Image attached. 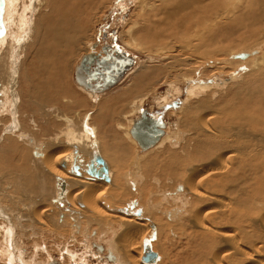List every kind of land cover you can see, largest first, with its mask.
<instances>
[{
	"label": "bare ground",
	"instance_id": "1",
	"mask_svg": "<svg viewBox=\"0 0 264 264\" xmlns=\"http://www.w3.org/2000/svg\"><path fill=\"white\" fill-rule=\"evenodd\" d=\"M129 1L1 3L0 31L5 34L0 40V173L28 170L30 175L23 172L28 185L10 186V181L5 187L11 193H24L27 206L32 189L38 191L50 208L46 211L51 212L47 214L51 225L47 226L50 221L36 216V205L31 204L26 213L13 212L1 202V197L10 195L0 191V254L9 255L2 260L8 264H53L54 249L42 242L46 238L33 241L38 230L51 232L53 228L48 227L53 226L61 232L62 243L56 244L62 264H88V257L97 260L96 264H147L142 257L148 244L157 255L153 264H264V0H133L137 17L132 14V22L122 33L124 45L140 53L146 51L149 57L134 58L119 83L99 95L76 81V69L84 54L91 53L94 41H102L94 38V25L104 18V11H114L115 4L122 7ZM171 40L182 42V51L190 57L185 51L181 52L184 58L170 56L174 49ZM98 46L95 54L100 51ZM153 54L168 61L167 65L153 66ZM190 61L196 67L175 75ZM197 73L208 78L222 73L229 78L221 84L195 85ZM127 80L129 85L118 96L117 88ZM70 81L75 82L73 90ZM159 81L169 87L163 98L158 95L163 109L180 95L179 82H191L190 90L179 112L169 110L178 117L174 128L162 119L163 136L154 147L142 151L131 135L133 118L138 112L141 117V108L156 93ZM115 91L117 96H110ZM84 105L93 109L90 116L84 114L82 121L76 120L79 116L71 112ZM36 119L56 128L55 133H49L48 127H34L49 133L44 134L45 143L39 140V133L32 132L30 123ZM28 124L30 128H26ZM69 144L76 145L85 163L98 150L109 166L111 182L70 174L73 150ZM132 145L147 156L136 155ZM35 150L39 156L34 155ZM64 160L66 168L61 166ZM142 162L146 165L141 172L134 167L141 168ZM125 169L128 172L122 175ZM152 170L156 171L153 176ZM158 172L167 182H157ZM122 176L127 188L119 186ZM4 177L1 175L0 183ZM14 177L23 180L20 175ZM58 179L67 185L62 201L57 198ZM125 190L141 198L143 204L134 203V198L127 207L118 205ZM155 191L162 199L156 201V207L151 201ZM50 193L53 197L48 199ZM131 206L142 214L125 213ZM82 215L102 225L104 236L94 230L89 242L78 240L85 234ZM113 222L119 227L115 229ZM85 226L87 229L90 224ZM66 227L70 234L63 233ZM162 232L172 235L169 247L176 252L171 257L168 246L165 254L156 247L162 244ZM70 235L76 244L86 246L84 250L91 256H85L84 250V255L78 254L63 241ZM15 236L18 245L13 242ZM29 246L33 253H24L23 248ZM166 257L169 263H165Z\"/></svg>",
	"mask_w": 264,
	"mask_h": 264
},
{
	"label": "rangeland",
	"instance_id": "2",
	"mask_svg": "<svg viewBox=\"0 0 264 264\" xmlns=\"http://www.w3.org/2000/svg\"><path fill=\"white\" fill-rule=\"evenodd\" d=\"M3 0H0V9H1V7H2V4L1 3H3L2 2ZM133 2V0H130L129 2H128V4L127 3H124V5L122 6V7H116V4L114 5L115 6V9H113L114 11H112V9L110 10V9H108L107 11L105 10L104 12L106 13V14H103V15H105L104 16V18L103 19H101V21L100 22H96V24L94 25V30H95V34H96V36H94V38H96V39H100V40H103V37H104V34L106 33L107 34V38L106 39H110L111 38V41H112V46H114V47H119L120 46V48H123V49H125L126 50V52H129L130 53V55L131 56H133L134 58H137V59H143V60H147L148 59V57H149V54H148V52L146 53V51H143L142 53H140V51L138 52V51H136V50H132V49H129V48H127L126 47V45H124V41H123V34L122 33H124V32H126V30H127V27H128V25H129V23H131L132 22V19H133V15L132 14H134L135 16H136V10H134L135 9V4L134 3H132ZM131 3V4H130ZM118 4H120V3H118ZM110 10V11H109ZM112 11V12H111ZM134 12V13H133ZM3 13V12H2ZM103 15H101V16H103ZM0 16H2V14L0 13ZM106 17V18H105ZM137 17V16H136ZM126 21V22H125ZM7 23V22H6ZM5 22H4V20H3V25H5L6 24ZM98 23V24H97ZM3 25H2V27H3ZM5 27H6V29H7V25H5ZM6 33H7V31H5ZM5 34V33H4ZM4 34H2V31H0V40H1V38L4 36ZM95 39V40H96ZM7 40H9V38H7ZM174 40H171V41H169V45H171L170 44V42L174 45H172L171 46V49H176L175 51H174V49H173V52L172 53H174V54H172V53H170V56H174V55H176L177 54V56H175L176 58L178 57V59H181V58H184V54L183 53H181V52H184L185 50H183L182 51V42H177V43H174V42H176V41H174ZM95 43H94V46H95V44L97 43V42H99V41H94ZM103 41H101L100 43H102ZM117 42V43H116ZM175 44H176V47H175ZM179 44V45H178ZM97 45H99V43H97ZM181 45V46H180ZM93 46V45H92ZM94 46L93 47H91L88 51L89 52H92L93 50H94ZM178 46H180V47H178ZM99 47V46H98ZM180 48H181V50H180ZM184 53H187V54H185L186 56L188 55L189 57H190V55L188 54V52L187 51H185ZM89 54V53H88ZM83 55V54H82ZM85 55H87V54H84V56ZM154 55L156 56L154 59H155V61H153V66H158V65H164V64H166L167 62L165 61V59H161L160 57H159V55H157V54H153L152 56L154 57ZM158 56V57H157ZM187 56V57H188ZM83 58V57H82ZM175 58V59H176ZM168 60H170V59H168ZM171 61V60H170ZM189 63V62H188ZM191 63V64H190ZM190 63L189 64H185L186 66L184 67V66H182V67H180L179 69H182V71H180L178 74L177 73H175V75H180V74H184L185 72H188V70H190V69H192L193 67H196V65H195V63H193L192 61H190ZM167 65V64H166ZM202 72V71H201ZM219 75V76H218ZM215 78H217V79H215ZM227 78H229L228 76H226V74H220V73H216L214 76H213V74L208 78L207 76H205L204 74L202 75V73H197L194 77H193V83L192 84H195V85H204V84H206L207 82H213L212 84H214L215 82V84H218V82H219V84H221V81H223V82H227L228 81V79ZM180 79V78H179ZM160 81H162V80H160ZM157 82V83H155L156 84V86L155 85H153V87L154 88H157V91H156V93H154V94H152V96H149V99H147V101H145L144 102V106H142V111H149V112H151L152 114H154L156 117H159V118H161V119H163L164 121H166L167 123H168V126H169V128H174V123H176L177 122V120H178V117H177V115L175 114V113H173L172 115H170L171 113H170V111L172 110V109H174V110H176L177 112H179V110L181 109V107H182V104H183V102L185 101V99H186V96H187V91L188 90H190L189 88H190V86H189V84H191V82H186V84L185 83H182V81L181 82H179V84H178V86L181 84V92H179L180 93V95H178L175 99L173 98L172 99V102L171 103H169V104H167V106H165V108L163 109L162 108V106L163 105H160V104H158L160 101V99H158V95H159V97H161V98H163L165 95H166V91L169 89V87H168V85L167 84H162V82ZM218 81V82H217ZM128 82V80L127 81H125V83L121 86V87H119V88H117V93H118V96H122L123 95V91H124V89H125V87H127L128 85H129V82ZM205 82V83H204ZM211 83H207V85H210ZM70 90H73V88H74V86L76 87V85H75V82H73V81H70ZM120 89V90H119ZM123 89V90H122ZM118 90H119V92H118ZM116 91H115V93H112V95L110 94V96H117V93H116ZM102 93H99V95H101ZM114 94V95H113ZM164 95V96H163ZM93 96V95H92ZM156 98V99H155ZM132 101V99L130 98V99H128V101L127 102H131ZM160 106V107H159ZM90 106H86V105H84V107H79V108H75V109H78V110H75V109H72L71 111H73V110H75V111H78L77 113H80V114H77L75 111L74 112H71L72 113V115H73V113H75V116H79L78 117V119H77V117H76V120H79L80 119V121H82V117L84 116V114L86 115V114H88L89 116H90V114H91V112H92V108H89ZM91 111H90V110ZM171 109V110H170ZM89 110V111H88ZM170 110V111H169ZM88 111V112H87ZM169 112V113H168ZM117 113H118V111H117ZM140 114H139V112H138V114H135V116H134V118H133V122L136 120V119H138L140 116H139ZM75 116H74V118H75ZM118 115L116 114V118L118 119L119 118V116L117 117ZM176 117H177V119H176ZM116 119V120H117ZM40 122V124L42 123V121H39ZM39 122L37 121V119H36V122L33 124V123H30V124H32L33 126V129H34V127L37 125L38 127H39V129H41L40 127H42L43 129L45 128V129H47V127H48V132L50 133L51 131H53V130H56V128H51L50 129V127L51 126H48L47 125V127H46V125L45 124H39ZM99 122V121H98ZM37 123V124H36ZM81 123V122H80ZM100 123V122H99ZM39 124V125H38ZM76 125V127H77V125L78 124H75ZM173 125V126H172ZM30 125L28 124V125H26V128L28 127V128H30L29 127ZM171 126V127H170ZM37 127V128H38ZM37 128L36 129H32L33 131L32 132H34V134L36 133H39V134H37V135H39V140L41 141V142H44L45 143V138L47 139V137H45L44 136V134L46 135V136H49V133L46 131V132H44V134H43V132H41V131H37ZM74 129V128H73ZM35 130H36V132H35ZM65 130L68 132L69 130H68V128L66 129L65 128ZM66 131H63V132H66ZM54 133H55V131H53ZM70 132V131H69ZM62 132H60V134H61ZM64 134V133H63ZM41 135V136H40ZM52 135V134H51ZM42 137V138H41ZM129 137V136H128ZM43 139V140H42ZM53 141H55V136L53 137V139H52ZM39 141V142H40ZM135 141V140H134ZM169 142V141H168ZM168 142H166V143H168ZM170 143V142H169ZM17 145V144H16ZM133 146V145H132ZM138 147V146H137ZM137 147H134L133 146V151H134V149H135V151L134 152H136V155H137V153L139 152L140 154H141V156H145L147 153H141L140 152V149H139V147H138V149H137ZM162 148V147H161ZM161 148H160V150H161ZM149 155V154H148ZM147 156V155H146ZM143 158V157H142ZM30 160V159H29ZM23 162V161H22ZM24 163V162H23ZM25 164V163H24ZM31 165V163H30V161L28 162V166H30ZM13 165H14V168H15V164L13 163ZM20 165H23L22 163L20 164ZM140 165H141V168L139 167V165H136L134 168L136 169V170H138V169H140V171L142 172V171H144V166L146 165L145 163L143 164V162L142 163H140ZM132 167V166H131ZM32 168V167H31ZM17 168H15V170H16ZM21 169H23V168H21ZM133 168H130L129 170H132ZM135 169H133V170H135ZM15 170H13V171H15ZM157 170V169H156ZM9 171H11V170H7V171H3L2 173H0V177H1V175H6L7 177H4L5 178V180L4 181H1V183H0V188H2V190H0L1 192L2 191H7L8 192V189H7V187H5V186H8V185H10L11 183H9L10 181L12 182V184L10 185V186H17L18 187V185L19 186H22V185H24V186H26V185H28L29 183H28V180H25V173H23V172H27L26 174H29L30 175V173H28L29 171L28 170H22V172H16V173H11V172H9ZM153 171V173H151L152 175L151 176H153L154 174H155V170H152ZM8 172V173H7ZM124 172H125V174H127V172H128V170L127 169H125V171H123V173H122V175H125L124 174ZM9 173L10 174H12L11 176H13V177H11V178H9L10 176H9ZM160 173L158 172V175H157V177H158V179H157V182H162L163 180L164 181H166L165 180V178L164 177H162L161 176V174L159 175ZM22 176L23 177V180H19L17 177H16V179H15V177L14 176ZM142 175H143V173H142ZM52 176H50V180L52 181L53 180V178H51ZM123 177L124 176H122V178H121V180H122V182H121V184H119V186L120 187H125V188H127L126 187V182H125V180L123 179ZM8 179V180H7ZM11 179V180H10ZM149 179H151V178H149ZM162 179V180H161ZM49 180V181H50ZM25 181V182H24ZM50 181V182H51ZM5 182H7V183H5ZM26 182L28 183V184H26ZM167 182V181H166ZM4 183V184H3ZM52 183V182H51ZM3 185V186H2ZM23 186V187H24ZM49 186H51V185H49ZM55 187L56 188H58L57 187V184H56V182H55ZM15 188V187H14ZM59 189V188H58ZM14 190V189H13ZM20 190V189H19ZM14 191H16V189L14 190ZM32 193H31V195L28 197V201H29V206L31 205V204H33V205H36V206H33V207H35V210L37 211V213L39 214H36V216L38 217V216H40V218H44L46 221H50V216L49 215H47L48 213L50 214L51 212L50 211H46V209L45 208H47V206L48 205H46L44 202H42L41 200V198H40V196L37 194L38 193V191H33V189H32V191H31ZM22 193V192H21ZM21 193L20 192H18V193H14V192H8L7 194H9L10 195V197L8 196V197H5L4 198V196L3 197H1V202H3L4 204H6V206L8 207L9 206V209H11L13 212L15 211V212H19V211H24V213H26L27 212V209H29V206H27L28 205V202H27V204H23V202L24 201H27L26 199H23L24 198V193H22V195H21ZM18 194V195H17ZM110 194V193H109ZM19 196V197H18ZM114 196V195H113ZM122 196V198H121V200H120V198H119V201H118V199L116 200V199H113V200H116V201H118V205H119V203H120V206L121 207H127L128 206V203L130 202V201H132L135 197L134 196H131V194L127 191V190H125V192L121 195ZM27 197V196H26ZM31 197V198H30ZM50 197H53V196H51V193L49 194V196H48V199H51ZM57 197V196H56ZM108 197V196H107ZM130 197H132V198H130ZM155 197H157V199L155 198ZM33 198V199H32ZM58 198V197H57ZM158 198H160L158 195H157V193H156V191H155V196L153 197V200H151L152 201V203H153V205L154 204H157L156 203V201H161L162 199L160 198V199H158ZM141 199V198H140ZM140 199H134V200H136V202H134V203H136V204H140L139 206H141V204H143V201L142 200H140ZM156 199V200H155ZM46 200V199H45ZM105 200H108V198H105ZM133 200V201H134ZM4 201H6V203L4 202ZM109 201V200H108ZM47 202H48V200H47ZM7 203H9V204H7ZM63 204V203H62ZM44 205H46V206H44ZM78 205V204H77ZM112 205H113V203H112ZM115 206H117V204H115ZM155 207H156V205H154ZM5 207V206H4ZM37 207V208H36ZM67 208H69L70 206H66ZM19 208V209H18ZM39 208H41V209H39ZM78 208H79V206H78ZM77 208V209H78ZM158 208V207H157ZM160 208V207H159ZM162 208V207H161ZM160 208V209H161ZM16 209V210H15ZM47 209H49L50 210V208H47ZM82 209H84V208H79V210H82ZM34 210V211H35ZM162 210H163V208H162ZM35 211V212H36ZM54 215V214H53ZM159 217V216H158ZM83 219H86V221H83ZM106 219V218H105ZM139 219V218H138ZM83 221V222H81L84 226V228H85V230H82V232H84L85 231V234H83V235H85V236H83V235H81L82 237H78V240H83V241H88L89 242V236H90V233H91V231H94L97 235H99L101 232H102V229H100V227H102V225H97V224H95L94 222V220L93 219H91L90 218V216L88 215H85V217H84V215H82L81 216V218H80V221ZM70 223H72L71 221H69ZM85 223H86V225H87V223H89L90 224V226L88 227L87 226V229H86V226H85ZM94 223V224H93ZM113 224V226H115V229L116 228H118L119 226V224H118V222H116V223H112ZM48 225H51V221H50V223H47V226ZM39 228V227H38ZM49 228H53L52 229V231L51 232H53V234L51 233V232H43V233H40L39 231H41V229L40 230H38V235H37V238L36 239H33V241H35V242H41V238L43 239V238H46V240L45 241H42V242H45V244L48 246V247H50L51 246V248H53L54 250H53V259H50V261H52V262H54L53 264H62L61 263V256H60V254H58V243H62V241H61V237H59L60 235H61V232H60V230H58L57 232L56 231H54V227L53 226H51V227H48V229ZM90 229V230H89ZM67 230V231H66ZM17 231V230H16ZM69 231V232H68ZM101 231V232H100ZM67 232V233H66ZM51 233V234H50ZM54 233H56V234H54ZM59 233V234H58ZM65 235H67V234H70L71 232H70V228L68 229L67 227H66V229H64V232H63ZM87 233V234H86ZM154 233H155V229H154ZM163 233L164 232H162V235H163ZM175 233H176V231H175ZM18 235H19V233H17ZM42 234V235H41ZM130 235V234H129ZM151 235V231H150V233H149V235L148 236H150ZM169 235V236H168ZM40 238H39V237ZM49 236V237H48ZM71 236H73V235H70V236H68V237H65L64 238V242H66L67 244H68V246H70V248H72V250L73 251H75V252H77L78 254H83V253H87L85 256H91L88 252H85L86 250H84L85 249V247L86 246H83V247H81V246H79V244H76V241H73V240H71ZM80 236V235H79ZM104 236V233L102 232L101 234H100V236L99 237H103ZM154 236H157V237H155L156 239H157V241L160 239L159 237H158V234L156 233ZM167 236V237H166ZM70 237V238H69ZM75 237H76V235H75ZM162 237V236H161ZM172 235L170 236V234H164L163 235V237L160 239L161 240V242H162V244H156V247L163 253V254H165V247L166 246H168L169 247V245L171 244L170 242H172L173 240H171L172 238ZM18 238V239H17ZM39 238V239H38ZM50 238V239H49ZM69 238V239H68ZM77 238V237H76ZM84 238V239H83ZM91 238H95V237H91ZM146 238V237H145ZM57 239V240H56ZM65 239H67V240H65ZM19 237L17 236H15L14 238H13V242H14V244L15 245H18L19 244ZM31 240V239H30ZM56 240V241H55ZM165 240H167V241H165ZM169 240V241H168ZM48 241V242H47ZM57 241H59L58 243H57ZM71 241H73L72 242V244H71ZM29 242V241H28ZM52 242H53V244H52ZM70 242V243H69ZM167 242V243H166ZM169 242V243H168ZM57 243V244H56ZM74 243V244H73ZM31 244V243H30ZM50 244V245H49ZM71 244V245H70ZM167 244V245H166ZM74 245V246H73ZM172 245V244H171ZM57 250H56V249ZM95 248H97V247H94L93 246V249L95 250V251H97V249H95ZM24 250H25V252L24 253H33V249L29 246V247H24L23 248ZM29 250V251H28ZM84 250V251H83ZM119 250V249H118ZM55 251V252H54ZM57 251V252H56ZM82 251H83V253H82ZM101 251H102V249H101ZM175 250L172 252V248H171V246L167 249V254H168V257H171L172 255H174L175 254ZM42 253V252H41ZM40 252H39V254H41ZM1 256V260H0V263L1 264H8V263H6V259L4 260H2V258H6L5 256H7V257H9V255H2V254H0ZM84 255V254H83ZM105 255H107V254H105ZM3 256V257H2ZM165 256H167V255H165ZM61 258V259H60ZM65 258V257H64ZM55 259V260H54ZM165 259V258H164ZM88 260H89V263L88 264H96V262H97V260H94V258H92V257H88ZM63 261V260H62ZM165 261V263H169L170 261H169V258H167L166 257V259L164 260ZM168 261V262H167Z\"/></svg>",
	"mask_w": 264,
	"mask_h": 264
},
{
	"label": "water",
	"instance_id": "3",
	"mask_svg": "<svg viewBox=\"0 0 264 264\" xmlns=\"http://www.w3.org/2000/svg\"><path fill=\"white\" fill-rule=\"evenodd\" d=\"M103 51L105 52L104 56L95 54L94 51L83 56L76 69V81L91 92L102 93L117 85L123 78L127 69L134 63V57H130L128 53L119 50L118 47L112 49L111 53L107 52L106 47H103ZM114 52L115 54L113 55ZM83 128L90 132L88 128ZM164 128L165 123L161 118L147 115L145 111H142L141 117L134 121L131 135L136 139L142 151H146L158 143L159 139L164 134ZM69 146H71L73 150V158L69 168L70 174L77 177L86 174L91 179L101 180L107 183L111 182L109 166L105 159L99 154L98 150L95 149L92 157L85 163L78 155L76 145L69 144ZM94 146H96V144H94ZM34 155L39 156L40 154L35 150ZM61 166L66 168L67 162L65 160L61 162ZM56 184L59 188L58 200L62 201L65 199L66 182L58 179ZM124 212H130L136 216L142 214L140 209H135L133 206H131L130 210H125ZM108 258L111 259V256L109 255ZM156 259L157 255L152 252L148 244L142 257V262L153 264Z\"/></svg>",
	"mask_w": 264,
	"mask_h": 264
},
{
	"label": "flooded vegetation",
	"instance_id": "4",
	"mask_svg": "<svg viewBox=\"0 0 264 264\" xmlns=\"http://www.w3.org/2000/svg\"><path fill=\"white\" fill-rule=\"evenodd\" d=\"M107 38V34L105 33L104 34V37H103V42L100 44L99 42H97V43H99V47H100V51L98 52V54H100L101 56H104L105 55V52L103 51V47H106V50H107V52H112V49H115L116 47H114V46H112V41H111V38L110 39H106ZM97 43L95 44V46H94V49H97ZM117 43V42H116ZM98 47V48H99ZM111 47V48H110ZM110 48V49H109ZM119 48V50H122V51H124V52H126V50L125 49H123V48H120V46L118 47ZM116 52V51H115ZM115 52L113 53V55L115 54ZM126 53H128L129 54V56L130 57H132L131 55H130V53L129 52H126ZM131 67V66H130ZM112 88V87H111ZM111 88H109V89H111ZM108 89V90H109ZM108 90H105V91H108ZM105 91H103L102 93H104ZM146 112V111H145ZM147 114V113H146Z\"/></svg>",
	"mask_w": 264,
	"mask_h": 264
}]
</instances>
